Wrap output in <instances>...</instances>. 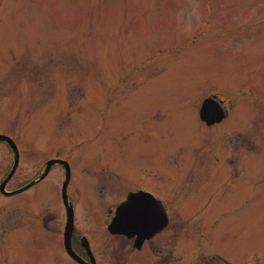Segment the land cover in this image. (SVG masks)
Here are the masks:
<instances>
[{"label":"rangeland","instance_id":"374dc122","mask_svg":"<svg viewBox=\"0 0 264 264\" xmlns=\"http://www.w3.org/2000/svg\"><path fill=\"white\" fill-rule=\"evenodd\" d=\"M212 95L229 116L208 127ZM0 132L20 152L9 191L70 163L98 264L164 263L109 232L138 188L179 208V234L154 237L179 241L172 264H264V0H0ZM13 165L1 144L0 181ZM65 179L0 192V264H78Z\"/></svg>","mask_w":264,"mask_h":264},{"label":"flooded vegetation","instance_id":"af4514ba","mask_svg":"<svg viewBox=\"0 0 264 264\" xmlns=\"http://www.w3.org/2000/svg\"><path fill=\"white\" fill-rule=\"evenodd\" d=\"M2 133V132H0ZM1 145V143H0ZM7 144H5L6 146ZM4 176H7V172L4 173ZM5 179V178H4ZM35 179V178H34ZM34 179H32L30 182H32ZM3 182V180L0 181V185ZM30 182L26 183L25 185L29 184ZM40 184V183H39ZM38 183L35 184L33 187L30 189L35 188ZM24 185V186H25ZM23 187V186H22ZM18 189V188H17ZM29 189V190H30ZM144 192H149L154 195V197H149L148 195L144 194ZM72 194L69 193V201L71 204H73V201L71 199ZM74 206V204H73ZM75 209V214H76V209ZM116 209V211H115ZM178 207L174 205L173 203H166V200L161 198L160 194L158 192H155V190H152L150 188H138L133 191H129L128 195L124 197V199L119 202L118 204L114 206H109L107 209L106 213V218L107 221H110V224L112 222H116L117 220L120 219L122 214L126 212L127 210H136L141 216H144V219H146L145 223L147 226H141L139 223L134 224L131 228L130 231H137L140 232L142 231L143 227H145L148 231L147 234H142L144 236L148 235V239H145L144 241H141L140 246L136 247V237H133L131 239H128V242H132L134 248L136 251L140 253H147V254H154V253H160L162 252V261L164 262L163 264H172L174 262H177L180 260V255L176 256L174 255L175 251L178 249V244L179 241L173 240V239H168V244L166 246H162L161 250L158 247V242L154 241V237H156L159 233H171L172 235H178L180 230V226L178 224V218H181L178 214ZM108 215H110V219H108ZM173 215L175 216V219L173 218ZM101 219L98 220V225L97 227H101L102 224L99 223ZM178 220V221H177ZM175 223L173 224V222ZM44 222H47L44 221ZM77 222V221H75ZM108 224V228L110 226ZM120 229H125V228H120ZM168 231V232H167ZM84 233V234H83ZM122 237V236H120ZM125 237V236H123ZM85 238L89 240L86 232L81 228V230L77 227L74 230L73 236H72V247L74 251L77 253L79 257H81L85 262L90 263L93 260L97 263V259L95 257V252L94 248L91 244V249L93 256H91L87 249L85 248ZM182 245V244H181ZM183 250V245L182 248L180 249L179 253ZM144 257V255H143ZM143 257H140V261L143 260ZM153 260V259H152ZM75 262V261H73ZM77 263V262H76Z\"/></svg>","mask_w":264,"mask_h":264},{"label":"water","instance_id":"95a60500","mask_svg":"<svg viewBox=\"0 0 264 264\" xmlns=\"http://www.w3.org/2000/svg\"><path fill=\"white\" fill-rule=\"evenodd\" d=\"M225 116H226V114H225V111L223 110V108L221 107V104L214 97L213 98H207L203 102L202 107L200 109V118L204 122H206L207 125L211 126V125H214L215 123H219L225 118ZM1 140L8 142L12 146L14 153H15V164H14V167H13L11 173L9 174L8 178L1 184L0 190L4 194L13 195V194H16V192H18V191L7 192L5 188H6V184L11 179V177L13 176V174L15 173V171L17 169V166L19 164V153H18V149H17L15 143L10 138H8L7 136H0V141ZM55 164H62L66 170V179H65V182L63 185V198L65 201V204L67 205V210H68V219H67V226H66V231H65V247H66V250L69 253V255L71 257H73L76 261L80 262L81 264H87L80 257L77 256V254L74 252V250L72 248V244H71V236H72V232H73V210H72V207L69 205L68 195H67V188H68L70 178H71V170H70L69 164L63 160H51V161H49L47 163L46 170L42 173V175L40 176V179L45 178L48 175L51 167ZM122 219L124 220V223H126V222L131 223V221L140 222L136 215H131V214L125 215L124 217H122ZM140 219H142V217ZM111 231L116 232L113 229ZM119 232H124V231H119ZM126 234L131 236V234L129 232Z\"/></svg>","mask_w":264,"mask_h":264}]
</instances>
